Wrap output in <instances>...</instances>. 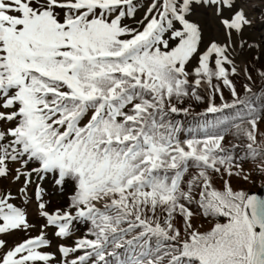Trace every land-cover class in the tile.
Listing matches in <instances>:
<instances>
[{"label":"snow or ice","instance_id":"1","mask_svg":"<svg viewBox=\"0 0 264 264\" xmlns=\"http://www.w3.org/2000/svg\"><path fill=\"white\" fill-rule=\"evenodd\" d=\"M0 264H264V0H0Z\"/></svg>","mask_w":264,"mask_h":264},{"label":"trees","instance_id":"2","mask_svg":"<svg viewBox=\"0 0 264 264\" xmlns=\"http://www.w3.org/2000/svg\"><path fill=\"white\" fill-rule=\"evenodd\" d=\"M225 96L228 97V93L227 90H225ZM217 103H219V100H217ZM203 106H201L202 108ZM199 110V109H198ZM246 188H251L252 190H257L256 188H254L252 185H243Z\"/></svg>","mask_w":264,"mask_h":264}]
</instances>
